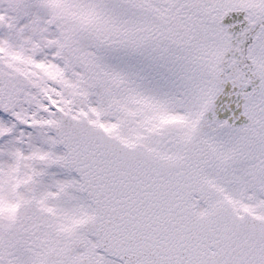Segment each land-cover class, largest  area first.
Masks as SVG:
<instances>
[{"label":"snow or ice","instance_id":"6c2138e0","mask_svg":"<svg viewBox=\"0 0 264 264\" xmlns=\"http://www.w3.org/2000/svg\"><path fill=\"white\" fill-rule=\"evenodd\" d=\"M0 264H264V0H0Z\"/></svg>","mask_w":264,"mask_h":264}]
</instances>
